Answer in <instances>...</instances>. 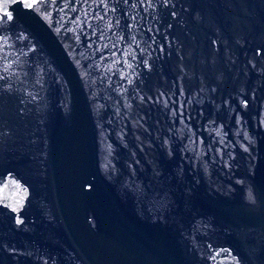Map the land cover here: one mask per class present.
<instances>
[{
    "label": "water",
    "instance_id": "95a60500",
    "mask_svg": "<svg viewBox=\"0 0 264 264\" xmlns=\"http://www.w3.org/2000/svg\"><path fill=\"white\" fill-rule=\"evenodd\" d=\"M0 264H264V0H0Z\"/></svg>",
    "mask_w": 264,
    "mask_h": 264
},
{
    "label": "snow or ice",
    "instance_id": "6c2138e0",
    "mask_svg": "<svg viewBox=\"0 0 264 264\" xmlns=\"http://www.w3.org/2000/svg\"><path fill=\"white\" fill-rule=\"evenodd\" d=\"M26 6H28V7H33L34 5H33V4H28V5H26Z\"/></svg>",
    "mask_w": 264,
    "mask_h": 264
}]
</instances>
